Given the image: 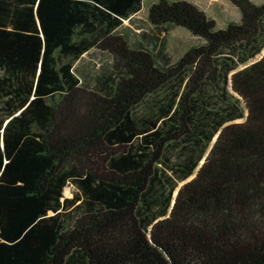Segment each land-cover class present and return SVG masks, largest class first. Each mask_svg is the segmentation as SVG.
<instances>
[{
  "label": "trees",
  "instance_id": "trees-1",
  "mask_svg": "<svg viewBox=\"0 0 264 264\" xmlns=\"http://www.w3.org/2000/svg\"><path fill=\"white\" fill-rule=\"evenodd\" d=\"M229 1L130 38L146 0H0V264H264V2Z\"/></svg>",
  "mask_w": 264,
  "mask_h": 264
},
{
  "label": "rangeland",
  "instance_id": "rangeland-1",
  "mask_svg": "<svg viewBox=\"0 0 264 264\" xmlns=\"http://www.w3.org/2000/svg\"><path fill=\"white\" fill-rule=\"evenodd\" d=\"M155 0H146V5L144 10H142L138 15H136L132 25H129V21L125 20L124 24L127 26H132L129 29H122L123 33L128 34L130 38L133 37V32L135 33V28L140 25H145L147 22V6ZM195 5H197L204 13L209 17L213 18L218 27H225L229 20H240V12L237 7H235L229 0H186ZM254 3H262L264 0H251ZM134 28V29H133ZM168 38V54L171 57V61H176L179 56L191 45L197 43V39L191 36L188 32L180 28H174L167 34ZM261 55H258L255 60L259 59ZM99 56L85 57L82 62L81 69L92 76L94 72H97L100 62ZM104 59V58H103ZM73 186L68 184L64 188V196L71 197Z\"/></svg>",
  "mask_w": 264,
  "mask_h": 264
},
{
  "label": "water",
  "instance_id": "water-1",
  "mask_svg": "<svg viewBox=\"0 0 264 264\" xmlns=\"http://www.w3.org/2000/svg\"><path fill=\"white\" fill-rule=\"evenodd\" d=\"M203 163V161L201 162V164Z\"/></svg>",
  "mask_w": 264,
  "mask_h": 264
}]
</instances>
